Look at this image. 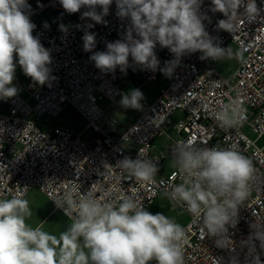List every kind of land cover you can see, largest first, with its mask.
<instances>
[{
    "label": "built area",
    "instance_id": "built-area-1",
    "mask_svg": "<svg viewBox=\"0 0 264 264\" xmlns=\"http://www.w3.org/2000/svg\"><path fill=\"white\" fill-rule=\"evenodd\" d=\"M28 3L31 7L27 14L36 26L33 35L51 52L50 68L55 80L50 86L41 87L15 78L18 94L0 100V199L25 198L32 190H38L53 204L54 211L62 212L54 201L73 185L81 184L82 193L91 189L97 198L105 192L112 198L121 192L133 195L149 211L172 185L181 182L178 169L173 165L167 175L156 176L154 183L144 184L127 179V174L115 167L117 160L125 156L135 159L138 151L143 150L158 159L161 167L165 161H172L170 147L176 141L192 138L200 147L236 144L252 160L256 181L239 211L236 227L229 230L234 251L217 248L214 238L201 231L199 224H193L189 213L176 208L188 218L183 226L188 236L184 264H217V258H223V264H227L232 256L246 264L248 248L244 242L251 232L250 224L264 225V145L259 146L264 135V18L251 25L241 18L238 30L230 34L217 30L216 22L225 17L209 11L210 0H204L201 11L211 18L210 23L204 21L206 31L222 41V47L245 49L246 63L237 61V67L225 75L214 67L224 60L202 61L197 52L183 57L169 78L159 70L142 71L135 66L126 73L119 68L114 73H101L89 59L92 53L83 50V31L75 27L94 24L81 20L86 8L70 15L59 0ZM257 3L264 7V0ZM116 11L113 0L104 18L106 23L94 24L89 29L96 34L94 51H105L107 43L124 37L130 20H121ZM45 22L48 28L44 27ZM60 25L67 27L66 33L60 31ZM155 51L160 67L173 59L167 48L157 45ZM125 78L138 84L159 79L166 83L155 101L143 108L127 127L113 113L115 102L123 94L119 82ZM233 99L241 101L246 118L241 126L225 130L219 127L215 114ZM70 111L87 122L81 132L86 139L74 128L56 123ZM176 116V133L165 132L167 121ZM159 138L167 142L161 151H156ZM256 246L264 261L258 241Z\"/></svg>",
    "mask_w": 264,
    "mask_h": 264
},
{
    "label": "clouds",
    "instance_id": "clouds-1",
    "mask_svg": "<svg viewBox=\"0 0 264 264\" xmlns=\"http://www.w3.org/2000/svg\"><path fill=\"white\" fill-rule=\"evenodd\" d=\"M68 14L81 13V20L94 24L106 23L113 0H59ZM204 0H115L116 15L128 19L122 39L109 42L105 51H94L96 34L89 31L93 23L76 25L83 31V50L101 73H114L118 68L126 73L129 67L156 72L171 77L185 56L199 52L200 59L213 61L235 59L246 63L245 49L222 47V41L212 37L204 21L211 22L201 11ZM209 11L225 18L216 22L217 30L233 34L242 18L255 24L264 18V7L257 0H210ZM28 0H0V100L18 94L14 84L17 65L33 84L50 86L52 56L38 36L27 10ZM99 9V11H98ZM45 28L49 25L45 22ZM65 25L60 31L67 32ZM167 48L173 59L160 67L156 47ZM131 58V64L129 60ZM145 99L139 88H133L120 100L125 109L143 110ZM246 109L238 99L222 105L215 119L222 129L242 125ZM172 163L178 169L181 182L165 193L173 207H180L192 216V223L214 238L217 248L233 250L230 228L238 223L239 211L251 195L256 181L252 160L238 145L223 147L197 146L194 139L176 141L170 147ZM111 166V165H110ZM115 167L127 174V179L140 183L155 182L160 171L159 160L143 150L137 157L119 159ZM73 185L54 201L56 207L71 220L58 236L33 227L29 201L18 196L0 199V264H184V247L188 242L186 229L163 213L155 214L141 206L136 197L121 194L112 198L105 192L97 198L93 190L82 193ZM251 232L244 242L248 248L246 264H264L257 252L264 251V225L250 224ZM223 264V258H217ZM227 264H240L232 256Z\"/></svg>",
    "mask_w": 264,
    "mask_h": 264
},
{
    "label": "rangeland",
    "instance_id": "rangeland-1",
    "mask_svg": "<svg viewBox=\"0 0 264 264\" xmlns=\"http://www.w3.org/2000/svg\"><path fill=\"white\" fill-rule=\"evenodd\" d=\"M235 50V49H233ZM238 65L237 60H227L215 64L214 67L218 71H222L225 75L230 74ZM15 78L19 79V81L29 85L33 83L30 78L26 77L19 67L15 72ZM165 81L163 79H159L156 82L145 83L141 86L138 83L133 82L130 78H125L119 82L120 88L123 90L122 97L127 95L129 91L133 88H139L143 94L145 99L142 101L143 108L148 107L152 104L157 96V93L165 86ZM121 97V99H122ZM117 100L114 104L113 113L121 123L123 127L128 126L135 117L139 116L140 111L134 109H125L121 106L120 100ZM105 104H101L104 106ZM178 116L171 118L166 125L163 127V130L168 133L175 134L176 130L174 128V124ZM58 125L70 126L77 130L80 134L87 127V122L82 120L77 114L70 111L67 112L63 117L56 121ZM253 137V135H250ZM81 138L86 139V136L81 134ZM264 145V135L259 142V146ZM164 147V144L157 142L155 145L156 151H161ZM170 161H165L164 164L160 167V171L156 175L157 177L161 175H167L169 169L171 168ZM24 199L29 201L30 208L32 209V217L28 220V223L33 227L38 225H43V230L47 231L54 235H59L62 231L66 230V228L71 224V220L66 217L61 211L53 212V205L51 202L38 190H32ZM159 208L160 213L165 214L166 216L173 218L177 223L184 226L188 222L187 216L178 208L173 207L169 200L165 195L160 196L154 206L149 210L154 214L153 209Z\"/></svg>",
    "mask_w": 264,
    "mask_h": 264
},
{
    "label": "crops",
    "instance_id": "crops-1",
    "mask_svg": "<svg viewBox=\"0 0 264 264\" xmlns=\"http://www.w3.org/2000/svg\"><path fill=\"white\" fill-rule=\"evenodd\" d=\"M146 108H147V107H146ZM144 109H145V108H144ZM114 115H115V114H114ZM139 115H140V113H139ZM116 118H117V117H116ZM135 119H137V117H135L134 120H135ZM134 120H133V121H134ZM133 121H132V122H133ZM167 122H168V121H167ZM126 127H127V126H126ZM157 142L162 143V144L165 145L166 142H167V140H166L165 138H159V139L156 141V143H157ZM167 161H170V163H171V165H172L171 167H173V163H172V161H171V160H167ZM161 176H164V175H161ZM51 204H52V203H51ZM52 205H53V204H52ZM53 207H54V206H53ZM158 209H159V208H158ZM159 210H160V209H159ZM53 212H55L54 209H53Z\"/></svg>",
    "mask_w": 264,
    "mask_h": 264
},
{
    "label": "trees",
    "instance_id": "trees-1",
    "mask_svg": "<svg viewBox=\"0 0 264 264\" xmlns=\"http://www.w3.org/2000/svg\"><path fill=\"white\" fill-rule=\"evenodd\" d=\"M138 85L141 86L142 84H138ZM153 211H154V214L157 213V212H160L158 208H154Z\"/></svg>",
    "mask_w": 264,
    "mask_h": 264
}]
</instances>
